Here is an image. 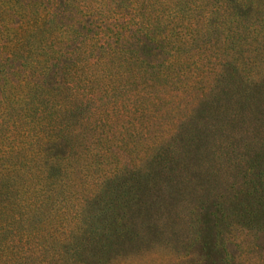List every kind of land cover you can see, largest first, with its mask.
<instances>
[{
    "label": "trees",
    "instance_id": "obj_1",
    "mask_svg": "<svg viewBox=\"0 0 264 264\" xmlns=\"http://www.w3.org/2000/svg\"><path fill=\"white\" fill-rule=\"evenodd\" d=\"M259 2L0 0V264H87L153 156L140 116L180 94L191 114L200 39Z\"/></svg>",
    "mask_w": 264,
    "mask_h": 264
},
{
    "label": "rangeland",
    "instance_id": "obj_2",
    "mask_svg": "<svg viewBox=\"0 0 264 264\" xmlns=\"http://www.w3.org/2000/svg\"><path fill=\"white\" fill-rule=\"evenodd\" d=\"M253 5L229 38L200 39L201 76L189 85L211 89L191 114L196 97L180 94L140 116L150 142L135 150L153 156L121 193V229L106 223L87 264H264V0Z\"/></svg>",
    "mask_w": 264,
    "mask_h": 264
}]
</instances>
